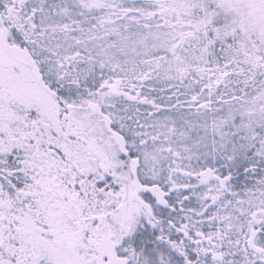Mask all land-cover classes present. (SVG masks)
<instances>
[{"label": "rangeland", "instance_id": "obj_1", "mask_svg": "<svg viewBox=\"0 0 264 264\" xmlns=\"http://www.w3.org/2000/svg\"><path fill=\"white\" fill-rule=\"evenodd\" d=\"M235 1L229 9L240 11ZM242 2L260 43L226 63L225 73L236 74L245 96L240 105L223 109L204 103L208 72L190 59L173 76L149 71L175 63L176 57L163 56L179 51L205 27V19L191 22L185 3L67 0L52 15L41 0L6 1V29L53 52L55 61L64 59L59 71L83 65V56L113 76L77 106L61 107L38 81L32 59L0 40V168L7 166L4 157L18 151L33 173L30 186L1 191L0 264H28L25 253L14 251L18 246L26 253L28 246L38 247L43 264H102L101 254L110 262L111 241L134 228L140 211L131 198V175L165 187L172 208L200 216L212 211L225 220L242 215L237 196L225 198L224 178L236 160L264 158V0ZM2 33L0 26L1 39ZM236 95L232 90L227 98ZM255 189L247 203L262 223L264 180ZM252 242L264 248V235H253ZM171 259L172 253L156 247L146 264Z\"/></svg>", "mask_w": 264, "mask_h": 264}, {"label": "trees", "instance_id": "obj_2", "mask_svg": "<svg viewBox=\"0 0 264 264\" xmlns=\"http://www.w3.org/2000/svg\"><path fill=\"white\" fill-rule=\"evenodd\" d=\"M6 1L0 0V26L3 32V38L0 37L1 43L11 49L26 53L32 59L33 63L37 65L38 81L56 99L57 104L61 107L64 104L77 106L75 105L77 102L96 94L101 87V82L112 75L108 72V67L98 68L95 61L81 56L79 59L84 61L83 65L80 64L73 71L65 69V72L62 73L58 70L59 65L57 63L64 62V59L55 61L53 52L41 45V47H35L38 45L32 40L20 39L17 37L19 31L12 32L6 29L8 27L4 20L7 12L5 11ZM41 1L44 4L43 10L48 8L52 15L57 10L56 5L59 3L65 5L63 3L67 2V0ZM167 1L172 2V4H187L190 7L191 22L205 19L206 25L197 31L198 34H195L194 38L187 42L184 41L179 51L163 56L176 57L175 63L168 65V62H165L150 67L149 71L155 73V76L159 74L173 76L172 70L182 68L190 59V63L204 67L208 72L206 81L209 83L204 88L205 95L202 97L204 103L209 105L208 108L211 105H219L223 109L234 103L240 105V101L245 96L243 93L244 84L236 82V74L225 73V69L229 68L226 67V63L235 56L236 59L241 58L245 50L248 52V46L250 47L251 44L260 43L257 39L258 30L251 25L246 12L242 11L247 8L246 2H242L245 0H237V7H240V11L230 10L234 6L232 0H226L227 4L224 6H221L218 0ZM30 48L34 50V53L29 51ZM163 57L158 58L157 61ZM172 65L175 66V69L172 68ZM256 68L259 69L258 66ZM212 79H215L214 83H210ZM129 88L133 89L132 86ZM232 90L237 94L236 99L228 100L227 96ZM196 92L198 93V91ZM143 93L148 94L150 91L143 88ZM154 94L155 92L150 93V98L154 97ZM251 99L255 100L253 96ZM252 104L254 107L258 105L254 102ZM71 105L69 106L71 107ZM49 146L53 153L58 151L55 146ZM17 152L13 151L12 154L4 157L7 160L5 161L7 166L0 168V196H2L1 191L10 193L14 188H26L32 184V166L24 167L25 162L22 160L24 153ZM125 155H127L128 160L131 159V154L127 151H125ZM232 168H234L233 172L224 178L228 187L224 195L229 200L235 194L238 202H242L239 206L240 204L234 200L235 206L237 209L242 208L238 211L243 210V212L242 215L241 212L236 213L231 220H225V217H220L218 213L212 211L200 216L183 209L172 208L168 205L166 198L168 193H166L165 187L149 185L131 175L132 184L135 188L131 198L140 207L136 217L137 221L133 229L126 227L127 230L124 229L119 238L111 241L114 244L112 252L115 259L111 258L109 262L107 256L101 254L102 264H146L147 254L156 247L158 250L164 248L172 253L169 264H264V248H256L252 242L253 235H264V222L258 223L257 217L253 218L254 210L247 203L250 192L256 191L255 188L259 184H263L264 158H253L252 154L249 155L248 159L236 160ZM10 201L17 203L19 200L11 199ZM260 215L264 219V208L260 209ZM246 216L251 218L249 222H247ZM99 229L97 230L98 234H100ZM110 234L112 235V233ZM110 234L109 236H111ZM20 248L18 246L14 251L19 250L22 252V256L25 253L26 263L43 264L39 259L42 253L38 247L34 250L28 246L27 253L25 252L26 248L25 250L24 247ZM30 258L31 261L34 260L31 262Z\"/></svg>", "mask_w": 264, "mask_h": 264}]
</instances>
